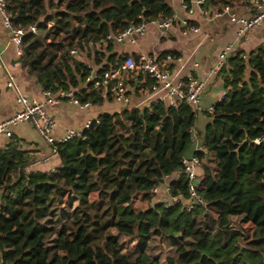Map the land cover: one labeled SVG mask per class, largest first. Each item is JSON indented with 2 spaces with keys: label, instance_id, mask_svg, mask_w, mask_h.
<instances>
[{
  "label": "trees",
  "instance_id": "trees-1",
  "mask_svg": "<svg viewBox=\"0 0 264 264\" xmlns=\"http://www.w3.org/2000/svg\"><path fill=\"white\" fill-rule=\"evenodd\" d=\"M4 1L13 26L37 28L23 37L21 62L43 90L77 89L94 104L102 97L86 81L92 66L70 50L98 63L107 34L172 14L167 0ZM233 1L204 7L219 12ZM241 54L220 68L227 94L195 137L194 108L156 101L101 112L83 137L53 145V171H27L34 158L15 137L0 147L1 264H264V140L255 142L264 137V46ZM122 59L110 56L102 69ZM246 136L253 142L239 147ZM191 154L201 160L204 204L158 202L151 189L165 175L172 195L187 199L182 159ZM118 234L135 248L123 249ZM153 245L169 248L163 261Z\"/></svg>",
  "mask_w": 264,
  "mask_h": 264
},
{
  "label": "crops",
  "instance_id": "crops-1",
  "mask_svg": "<svg viewBox=\"0 0 264 264\" xmlns=\"http://www.w3.org/2000/svg\"><path fill=\"white\" fill-rule=\"evenodd\" d=\"M172 8V15L176 16L174 24L167 30H159L156 26L148 24L146 31L140 35H132L121 42H111L110 48L104 49L100 46L99 62L91 55L90 61L79 49L77 57L88 61L92 71H100L104 64H108V57L115 55L125 57L126 55L148 54L160 56L171 53L180 56L182 63H172L169 68L173 73L179 71V75L192 73L198 79L204 81L205 89L200 99V109H196L195 133L203 132L210 120L208 109L215 105L224 91L222 75L217 69L218 56L230 46L224 64L229 57L237 52H242L241 57L247 58L252 52L264 46V21L244 38L238 39L236 35L238 24L230 19V14L249 17L256 13L258 7L256 0H235L229 5V13L222 12L219 15H212L214 9L208 14L202 15L195 8L188 12L181 3V0H167ZM179 18L187 19L191 24L199 27L198 32H185L180 24ZM73 49V48H72ZM0 58L13 75L14 81L21 94L35 100L43 99V88L36 78L31 75L22 65L21 54L17 53L15 44L11 41V33L3 21L0 13ZM112 64H109V67ZM182 65V67H181ZM181 67V68H180ZM247 71L249 69L247 68ZM132 80H126L130 87V102L128 107H145V99L138 91L137 85H142L145 80L143 76ZM133 82L135 84H133ZM139 85V86H140ZM138 86V87H139ZM102 102L94 104L91 102L89 108H81L68 101L61 100L54 106H48L47 112L55 121L56 126L53 134L60 137L66 129H83L87 120L98 117L101 112H114L124 108L105 92L99 90ZM17 92L7 85L5 70L0 67V120L14 112L18 108L16 102ZM14 137L19 140L21 148L30 150L34 161L26 167L27 171L44 170L53 171L60 165L57 154L52 153L51 147L34 130L29 122H21L12 127ZM197 140L195 147L201 146ZM194 147V146H193Z\"/></svg>",
  "mask_w": 264,
  "mask_h": 264
},
{
  "label": "built area",
  "instance_id": "built-area-1",
  "mask_svg": "<svg viewBox=\"0 0 264 264\" xmlns=\"http://www.w3.org/2000/svg\"><path fill=\"white\" fill-rule=\"evenodd\" d=\"M205 0H181V3L188 12H193L195 8L202 15L208 14L209 11L204 7ZM257 11L249 17L236 16L230 14V19L238 24L236 35L238 39L244 38L249 35L256 26L264 21V0H256ZM222 12L229 13V7L225 6ZM221 11L212 12V15L222 14ZM0 13L3 17L5 25L8 27L11 33V41L15 44L17 53L21 54V45L23 37L30 33H36L37 28L34 25L27 27H15L10 20V14L7 11L6 3L4 0H0ZM176 19L175 15L165 16L159 14L149 22H130L128 26L121 30L109 33L99 43L109 42H121L127 37L132 35H140L146 31L147 25L151 24L156 26L159 30H167ZM185 32H198L199 27L191 24L185 18H179ZM230 46H227L223 50L218 58L217 69L219 70L223 66V62L226 58V54ZM73 56L78 55V48L70 50ZM172 63H182L180 56L166 53L160 56H152L148 54L138 55H126L122 61L115 63L112 67L107 69H101L100 71H91L90 75L86 78V81H91L93 88L101 90L112 97L113 100L126 106L130 102L129 89L130 87L126 83V80H132L138 76L150 79L149 83L145 79L142 85L138 87V91L143 95L145 99V107H150L152 102L164 101L171 107H176L179 103H187L195 110L200 109V99L205 89L204 81L195 77L192 73L185 75H179V71L173 73L169 68ZM0 67L5 70L7 76V85L12 87L17 92L16 102L18 108L0 120V147L9 144L14 139V133L12 127L21 123L29 122L37 134L50 145L52 152L53 145L56 143H63L73 138L83 137V131L91 127V125L99 123V118H93L87 120L83 129H66L60 137H55L53 134L56 121L48 114L47 107L54 106L61 100L68 101L81 108H89L91 106L90 101H82L79 97V91L77 89H58L57 91L43 90V99L35 100L26 97L21 94L17 88L12 74L4 66L0 58ZM182 67V65H181ZM180 67V68H181ZM227 90L221 94L218 102H220ZM214 110V105L208 109L211 114ZM189 133L195 137L194 127L189 129ZM196 140V138H195ZM264 140V137L257 138L256 143ZM196 148H201L198 146ZM200 162L201 160L194 154L187 155L182 159L183 163V175L187 181V199H183L181 194L172 195L170 181L173 179L171 175H165L161 181L154 185L151 192L155 195L156 200L165 206H173L178 202H184L187 210H191L195 206L204 204V200L199 194V188L201 185L200 176ZM177 177H175L176 179ZM1 264V262H0Z\"/></svg>",
  "mask_w": 264,
  "mask_h": 264
},
{
  "label": "rangeland",
  "instance_id": "rangeland-1",
  "mask_svg": "<svg viewBox=\"0 0 264 264\" xmlns=\"http://www.w3.org/2000/svg\"><path fill=\"white\" fill-rule=\"evenodd\" d=\"M84 54V53H83ZM94 195L95 194H92L91 196H90V198L91 199H94ZM244 227H245V229L247 230V231H250V226L248 225V224H244L243 225ZM113 231H115V229H112ZM118 238H119V240L120 241H122L123 242V245H122V248L123 249H125L126 247H128V248H130V249H134L135 248V244H134V242L131 240V239H129V238H127L126 236H124L123 234H118ZM158 245H165V243L164 242H162L161 244H158ZM156 246V245H153V251H156V252H158V253H160V259L163 261V259H164V256H165V254L167 253V252H169V248L167 247L165 250H163L162 252H159V246Z\"/></svg>",
  "mask_w": 264,
  "mask_h": 264
},
{
  "label": "water",
  "instance_id": "water-1",
  "mask_svg": "<svg viewBox=\"0 0 264 264\" xmlns=\"http://www.w3.org/2000/svg\"><path fill=\"white\" fill-rule=\"evenodd\" d=\"M85 140L86 141H88L87 140V138H85ZM251 142H253L251 139H249L247 136L240 142V144H239V147H241L242 145H244L245 143H251ZM239 149V148H238ZM236 151H237V149H236Z\"/></svg>",
  "mask_w": 264,
  "mask_h": 264
}]
</instances>
